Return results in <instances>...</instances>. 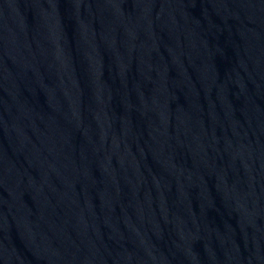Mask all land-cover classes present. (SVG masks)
Listing matches in <instances>:
<instances>
[{"label":"water","instance_id":"water-1","mask_svg":"<svg viewBox=\"0 0 264 264\" xmlns=\"http://www.w3.org/2000/svg\"><path fill=\"white\" fill-rule=\"evenodd\" d=\"M0 264H264V0H0Z\"/></svg>","mask_w":264,"mask_h":264}]
</instances>
